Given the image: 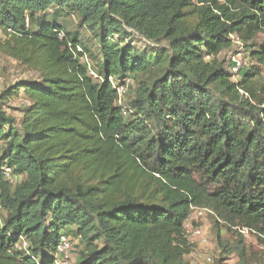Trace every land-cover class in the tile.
<instances>
[{
  "label": "trees",
  "instance_id": "1",
  "mask_svg": "<svg viewBox=\"0 0 264 264\" xmlns=\"http://www.w3.org/2000/svg\"><path fill=\"white\" fill-rule=\"evenodd\" d=\"M0 32L33 75L0 90V264H51L61 235L74 264H189L207 214L264 243V85L221 58L235 37L264 66V0H0Z\"/></svg>",
  "mask_w": 264,
  "mask_h": 264
},
{
  "label": "rangeland",
  "instance_id": "2",
  "mask_svg": "<svg viewBox=\"0 0 264 264\" xmlns=\"http://www.w3.org/2000/svg\"><path fill=\"white\" fill-rule=\"evenodd\" d=\"M62 18H66L65 20L69 27H77L79 24V17L75 13L68 14ZM79 30L84 42L94 51L96 46L91 34L84 28H79ZM263 37L264 33H260L255 37L253 40L255 43L254 48L259 46ZM232 39L233 47L225 50L222 53L221 58H225L228 62L234 54L240 53L239 58L241 59V62H243L242 69H249L250 66L257 67L259 70V76L255 80L259 85H264V66L257 64L251 59L249 50H247L242 43L237 41L235 37ZM143 42L144 41L142 40L140 43H137L136 46L141 48L144 45ZM91 61L88 63L90 64V68L94 71L91 66L93 61ZM240 75L241 74L233 73L232 80L237 81ZM31 77H33L32 73L27 71L23 66L0 54V90L19 79ZM134 85L136 86L135 82ZM132 92L133 89L125 95L122 104L127 102ZM26 103V97L20 91L18 95L9 98L6 101V108L8 113L19 121L21 115L16 108L23 106ZM1 145H3L2 141H0V146ZM216 221V218L210 214L197 220L203 230L201 235L194 234V231H191V226L186 224V231L188 229L190 233H188L187 236L188 239L186 246L188 250L184 255V259L189 264H240L242 261L246 264H264V243L255 233L242 232L240 235L238 232H234ZM68 238L72 244V252L70 254L69 262L70 264H74L77 259L78 251L82 249L83 245L78 238H73L71 236H68Z\"/></svg>",
  "mask_w": 264,
  "mask_h": 264
},
{
  "label": "built area",
  "instance_id": "3",
  "mask_svg": "<svg viewBox=\"0 0 264 264\" xmlns=\"http://www.w3.org/2000/svg\"><path fill=\"white\" fill-rule=\"evenodd\" d=\"M240 53H236L232 56L231 58V70L233 73L237 74L240 72V69L243 67V62H241V59L239 58ZM86 62L88 63V60L86 59ZM90 72L94 74V71L90 68ZM109 81L113 82V78L110 76ZM132 85V80L130 78H126V80L122 83L116 86V93H117V102L119 104H122V100L125 97V95L129 92L130 87ZM123 114H126V108L123 109ZM3 175L10 179L12 181L11 177V168L9 167L8 164H4L1 167ZM195 216L201 217L203 216V211L196 208L194 209ZM194 234L196 235H201L202 231L200 228H195ZM22 246H25L26 243L24 240L21 242ZM72 251V244L68 236L66 235H61L59 238V242L57 244V253H56V258L53 260L51 264H70L69 259H70V254Z\"/></svg>",
  "mask_w": 264,
  "mask_h": 264
}]
</instances>
